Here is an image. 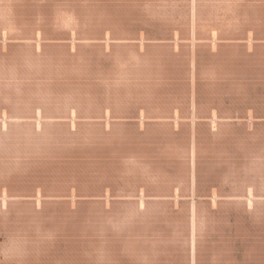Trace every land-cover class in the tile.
<instances>
[{
	"label": "rangeland",
	"instance_id": "obj_1",
	"mask_svg": "<svg viewBox=\"0 0 264 264\" xmlns=\"http://www.w3.org/2000/svg\"><path fill=\"white\" fill-rule=\"evenodd\" d=\"M0 264H264V0H0Z\"/></svg>",
	"mask_w": 264,
	"mask_h": 264
}]
</instances>
